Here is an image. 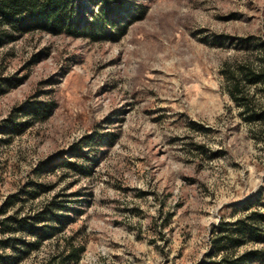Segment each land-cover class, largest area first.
I'll use <instances>...</instances> for the list:
<instances>
[{
  "label": "rangeland",
  "instance_id": "1",
  "mask_svg": "<svg viewBox=\"0 0 264 264\" xmlns=\"http://www.w3.org/2000/svg\"><path fill=\"white\" fill-rule=\"evenodd\" d=\"M83 3L108 8L120 39L38 32L0 48V208L57 197L70 219L18 264L69 244L84 250L66 264H196L221 220L264 214V119L233 95L264 66V0ZM246 90L264 112V83ZM27 101L50 116L24 115Z\"/></svg>",
  "mask_w": 264,
  "mask_h": 264
},
{
  "label": "trees",
  "instance_id": "2",
  "mask_svg": "<svg viewBox=\"0 0 264 264\" xmlns=\"http://www.w3.org/2000/svg\"><path fill=\"white\" fill-rule=\"evenodd\" d=\"M84 0H0V48L21 37L43 32L52 35L90 38L92 40H118L126 30L120 28L116 34L109 32V9L103 6L97 15L87 10ZM87 15H91L88 17ZM243 81H245L243 83ZM264 83V66L255 71L250 67L243 70V79L234 86V98L245 109L250 121L264 119V112H255L252 100L247 94L248 84ZM53 109L52 104L27 101L20 111L36 119H47ZM26 124H13L11 130L25 127ZM38 189L45 186L38 184ZM36 191V190H35ZM31 191L27 195L37 197L40 193ZM23 198H9L0 208V264H18L45 242L53 240L70 223L62 211L68 209L57 197L48 201L38 210L22 214L8 211ZM66 201V200H65ZM264 243V214L252 211L233 222L221 220L211 230L209 253L196 264H264V249L242 247ZM83 246H58V250L42 264H66L78 260Z\"/></svg>",
  "mask_w": 264,
  "mask_h": 264
}]
</instances>
